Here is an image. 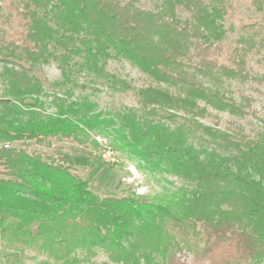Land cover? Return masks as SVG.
Returning <instances> with one entry per match:
<instances>
[{
	"label": "trees",
	"instance_id": "obj_1",
	"mask_svg": "<svg viewBox=\"0 0 264 264\" xmlns=\"http://www.w3.org/2000/svg\"><path fill=\"white\" fill-rule=\"evenodd\" d=\"M153 1L141 7L134 0H0V66L11 72L9 94L20 106L41 105L47 77L39 68L56 62L63 77L93 74L134 94L147 115L181 120L211 143L202 157L178 131L159 128L149 138L153 152L193 186L163 197L132 186L101 195L72 156L18 146L31 140L42 147L51 135L100 148L97 138L80 134L79 125H15L8 116L14 106L5 105L0 237L6 246L42 248L52 264H175L183 254L208 264L264 261V132L236 119L258 111L245 95L234 96L243 93L233 83L250 78L249 55L264 48V0H246L260 18L240 15L235 0ZM238 27L245 33L225 50ZM110 60L129 62L151 82L133 84L109 71ZM97 251L107 260L92 258Z\"/></svg>",
	"mask_w": 264,
	"mask_h": 264
},
{
	"label": "rangeland",
	"instance_id": "obj_2",
	"mask_svg": "<svg viewBox=\"0 0 264 264\" xmlns=\"http://www.w3.org/2000/svg\"><path fill=\"white\" fill-rule=\"evenodd\" d=\"M134 1L141 7H153L154 3L153 0ZM235 1L240 15L245 18H260L261 14L256 13L246 0ZM1 32L0 26V34ZM238 33L245 32L238 27L229 33L225 50L234 45L233 39ZM263 49L249 55L252 66L250 78L245 82L233 81L243 93L240 94L236 90L234 96L241 99V95H245L258 111L257 116L247 114L236 119L248 130L262 132H264ZM108 69L135 85H148L151 82V77L127 61L110 60ZM39 70L47 77L38 94L41 105L22 107L13 99V95L9 94L13 78L11 72H5V68L0 66V112L6 110L5 105H13L14 111L8 116L15 125L35 126L43 122L53 123L59 128H76V125H79L76 130L82 135L88 133L89 139L97 138L100 148H93L89 142L80 145L73 140L51 135L44 137L45 143L42 147L31 140L19 142L18 146L30 152L42 148L72 156L78 171L90 180V188L101 195L121 194L123 188L132 186L141 195L163 197L177 193L179 189H190L193 186L191 179L183 173L176 172L168 160L153 152L149 138L153 136L151 133L159 128L164 132L178 131L183 144L195 148L202 157L211 150L208 139L197 131L180 125L181 120L171 123L147 115L134 94L110 87L104 79H96L93 74L73 73L70 79H67L63 77L56 62L41 65ZM64 111L68 112L69 117L63 114ZM222 116L224 122L230 117L227 112ZM207 122L209 123V120ZM224 122L221 126L227 128L228 125ZM106 151H112L114 160L109 154L105 156ZM48 188L55 190L52 185ZM36 225L37 222L33 223V231L36 230ZM92 258L100 262L107 260L106 254L102 251H97ZM43 260H47L46 264L55 262L47 258V253L42 248H11L6 246L4 239L0 237V264H43ZM175 264L208 263H199L191 255L183 254ZM260 264H264V261Z\"/></svg>",
	"mask_w": 264,
	"mask_h": 264
},
{
	"label": "built area",
	"instance_id": "obj_3",
	"mask_svg": "<svg viewBox=\"0 0 264 264\" xmlns=\"http://www.w3.org/2000/svg\"><path fill=\"white\" fill-rule=\"evenodd\" d=\"M4 146H5V147H8L9 145H8V144H5ZM106 154H109V155H110L109 157H110L112 160H114V157H113L114 155H112V151H106V152H105V156H107Z\"/></svg>",
	"mask_w": 264,
	"mask_h": 264
}]
</instances>
